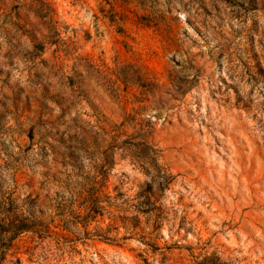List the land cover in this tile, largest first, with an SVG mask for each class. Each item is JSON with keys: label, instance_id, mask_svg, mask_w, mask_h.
Wrapping results in <instances>:
<instances>
[{"label": "rangeland", "instance_id": "1", "mask_svg": "<svg viewBox=\"0 0 264 264\" xmlns=\"http://www.w3.org/2000/svg\"><path fill=\"white\" fill-rule=\"evenodd\" d=\"M0 264H264V0H0Z\"/></svg>", "mask_w": 264, "mask_h": 264}]
</instances>
